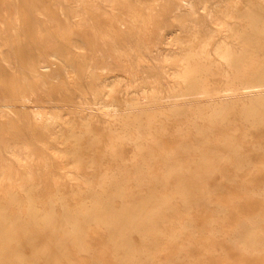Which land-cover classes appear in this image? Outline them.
<instances>
[{"label":"rangeland","instance_id":"1","mask_svg":"<svg viewBox=\"0 0 264 264\" xmlns=\"http://www.w3.org/2000/svg\"><path fill=\"white\" fill-rule=\"evenodd\" d=\"M147 1L129 2L143 15L142 20L149 19L148 14L159 15L163 32L178 43L169 49L183 60L145 65L143 73L150 79L139 84L150 89V82L158 80L174 86L176 80L168 74L199 67L203 71L200 77L207 80L211 91L207 101H221L226 89L224 76H233L216 55L225 35L218 32L212 37L206 61L198 58V50L208 29H216L213 21L247 19L248 4L259 9L258 0H183L186 8L174 13L164 12L165 0ZM79 6L76 0H13L8 13L21 18V27H11L5 20L1 28L11 38L18 34L19 43L13 47L11 39L6 47L0 42L1 87L9 104L6 118L0 120V206L6 208L3 213L10 220L0 227V235L5 236L0 240V264H264V108L251 114L249 100L234 97L217 113L210 107L200 108L203 112L198 119V103H192L194 115L189 112L168 120L158 116L148 124L146 141L136 143L133 134L121 140V134L106 129L109 120L101 116L96 102L117 101L123 109L132 99L131 90L120 82L114 84V98L108 97V86L114 80L99 81L88 59L80 57L82 49L74 51L73 56L72 73L78 80L71 83L62 71V88L48 93L49 109L57 116L53 127L38 125L34 105L13 96L15 83L22 76L32 77L29 66L38 61L33 35L39 32L46 40L56 25L66 31L77 29L73 15L76 11L84 13ZM106 11L112 14L110 8ZM2 12L0 0L3 19ZM43 19L49 28L42 24ZM55 41L62 48L61 41ZM75 45L83 47L79 40ZM194 98L198 96L189 99ZM198 131L216 146L217 153L231 151V162L203 166V155L219 156L211 154L209 146L198 147ZM69 134L73 138H68ZM71 154L80 156L79 169L74 167ZM169 159L174 166L191 168L192 174L167 178ZM92 188L101 206L111 208L94 210L97 216L85 220L77 213L89 212L85 208L91 206ZM10 197L15 203H8ZM30 204L41 215L52 212L55 219H65L68 224L64 229L73 239L61 230L48 231L40 220L28 226ZM13 220H19V225ZM76 220L84 223L76 227ZM111 230L128 235L123 245L127 252L112 242ZM251 235L254 241L248 239Z\"/></svg>","mask_w":264,"mask_h":264},{"label":"bare ground","instance_id":"2","mask_svg":"<svg viewBox=\"0 0 264 264\" xmlns=\"http://www.w3.org/2000/svg\"><path fill=\"white\" fill-rule=\"evenodd\" d=\"M129 1L130 0H76L78 7L80 8V4L82 6L81 8L84 9H82L84 11L83 14H78L76 11V15H73V19L77 18V29H70L66 31L60 28V26L56 25V27L53 29V32H51L48 36L46 33V40L42 38L43 36L38 31L35 32H38L39 34L36 33L35 35L33 33L34 28L32 29V33L34 34L33 37L35 36L34 40L37 39L35 47L33 42L32 46L35 48V52L38 55V61L34 63L30 60L32 63L29 67L33 73V76H22V78L19 79L17 83H15L16 85L13 86L12 94L13 96H18V101L28 102L30 103L29 105H34V115L35 120L39 123L38 125H44L48 127H53L55 125L57 116L49 109L50 101H48V93L51 91L55 92L59 90V88H62L59 83L60 72L62 71L67 73L68 77H70L68 79L71 80V83H74L78 80H76V75L72 73V70L74 64L73 56H76L74 55V51L79 49L84 51L80 57L83 60L88 59L91 72L97 75L99 81L106 83L111 79L114 80L115 83L108 86L110 89L108 97L114 98L117 92L114 84L118 85L120 82H125L128 87L127 89L131 90L132 99L130 98L131 101L125 102L123 109L117 101L112 100L107 102H96L101 116L109 120L108 124L106 125V129L111 132L121 134L118 137L121 140L126 139L129 134H133L136 143H142V141H146V133L149 130L148 124H152L158 116H163L168 120L170 118L186 116V114H189V112H192V115H194V111H191L192 108H190L192 103H198V119L203 112L200 108L210 107L212 108L213 113H217L220 112V110L225 109V106L232 102L227 101L228 99L234 97H246L247 100H249V108L252 111L251 114H254L253 112H257L261 110V108H264V0H258L257 4L259 9H256L254 6L248 4V12L246 14L247 19H244L240 22L234 20L233 18L224 21H213L212 23L216 25V29H208L205 34L206 40L200 45L198 50V58L201 59V61H206L209 57L207 47L210 45L209 42L212 37L218 32L225 35V41L219 47H217L216 55L229 69H231L233 76H224L226 89L224 90V94L221 96V101H207L210 99L207 96L211 93V91L207 85V80L200 77V73L203 71L199 67L198 69L195 68L185 70L183 73L172 72L171 74H168L171 78L176 80V84L174 86L168 87L167 85H162V83H160L158 80H154L152 83L150 82V89L147 88L146 84H139V82H143L144 79H150L146 73H143V67L145 65L150 66L152 63L158 65L160 63H169L174 61L180 62L183 59L179 58V54L172 53L170 50L171 48L169 49L170 46L172 47L174 43H177V40H170L163 32L160 21L158 20L159 15L148 14L149 19L144 18L145 20H142L143 15L138 13L136 8H134L135 6L131 5V2ZM149 1L150 0L147 1L148 4L151 2ZM135 2L133 3L136 4L137 2ZM153 2H155V0H153ZM183 2V0H165V6L163 7L164 12L174 13L181 11L183 8H186L184 7ZM52 3L53 2H50L49 5ZM66 3L68 5V2ZM1 4L3 6V12L1 14L3 19L0 16V42H3L7 47L8 43L12 39V45L14 47V44L19 43V35L13 34V37L11 38L8 36V32L1 28L2 25H4L5 20L8 21L11 27L16 24L17 27L19 26L20 28L21 18L12 12H10L11 14L8 13V7H13V0H1ZM47 5L48 4H45L46 7ZM143 6L145 7V5ZM50 8L52 9V6ZM106 8H110L112 10V14L108 13ZM153 8L154 6L152 9ZM48 10L49 9L47 8V11ZM53 10H55V8ZM53 12L54 11H52V13ZM53 14H55V12ZM69 15L71 16L72 14L70 13ZM55 17L57 20V16ZM38 21H40V19ZM42 24H45L44 19ZM47 27L49 28V26H46V28ZM55 39L61 41L62 48H60L61 46L56 43ZM75 40H79L83 44V47H77L75 45ZM29 41H31V39ZM63 51H66L67 53L64 54ZM18 53L22 54L23 52L18 50ZM186 55L187 57L189 56V54ZM186 55H184V57H186ZM1 84L2 80L0 79V120L6 118V108L9 105L2 93ZM49 84L51 87L48 86ZM71 85L73 86V84H70V86ZM88 86L90 85L88 84ZM164 92L165 95H163ZM195 96H198V98L189 99ZM45 108H48L50 111L46 110L47 112H44ZM87 125L89 124L87 123L86 127H88ZM197 128L198 130H201L199 126ZM90 132L91 131L87 128V133L89 134ZM204 136V133L198 131V147L201 146L202 148H205L209 146V148H211L209 152L211 154L218 155L219 158H209L208 154H205L202 158L203 166L213 163L219 164L226 161L231 162V158H229V153L231 151L217 153L215 149L216 146L214 148V145H212L210 141ZM1 137L0 127V141L2 139ZM67 137L73 138L71 134H69ZM234 155L236 156L235 153ZM79 157V155L76 156L75 154L70 155V158L75 160L74 167L76 169L80 168ZM170 162L171 160L169 159L167 163L169 164L167 167L168 170L165 175L167 178L181 179L186 177L188 174H192L191 168H185L181 165L174 166L170 164ZM199 168L200 165H198V169ZM20 183L22 185V182ZM91 190V206L85 208L89 210V212L77 213V216L81 215L85 218V220L86 218L93 219L95 216H97L96 214L92 213L94 210L111 208V206H101V199L94 198L96 194L95 190H93V188ZM170 190L172 189L170 188ZM13 201L14 200L12 197L8 199V203H15ZM223 209L225 210L226 208ZM27 210V214L31 217V221L27 224L28 226H35L38 223V220H40L42 221V224H44V226L48 229V231H53L56 229L61 230L66 233L65 235L68 239H73L72 234L68 233V231L64 229L68 224L65 219H55V216L52 212H47L41 215L34 204H30ZM5 211L6 208L0 206V227H4L6 223L8 224L10 222V220L6 218L5 214L3 213ZM103 216H110V214H103ZM11 222H14V225H19V220H13ZM83 223L84 222L76 220L73 225L78 227ZM103 223L106 225L121 224L120 222ZM111 231L112 242L120 248L125 249L124 251L127 252L128 250H126V247L123 245L127 240L126 238L128 235H126V233L123 231ZM74 232L78 233V230H74ZM4 238L5 236L0 235V240H3ZM248 239L254 241V239H252V235L248 237ZM238 242L240 244L242 241ZM49 243L53 244L54 240H50Z\"/></svg>","mask_w":264,"mask_h":264}]
</instances>
